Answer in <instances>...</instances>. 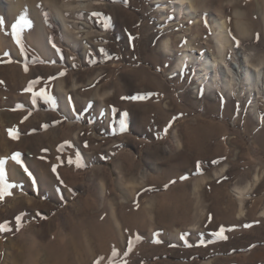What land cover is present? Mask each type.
<instances>
[{"label": "rangeland", "instance_id": "374dc122", "mask_svg": "<svg viewBox=\"0 0 264 264\" xmlns=\"http://www.w3.org/2000/svg\"><path fill=\"white\" fill-rule=\"evenodd\" d=\"M2 2L0 264H264L263 84L253 101L195 69L221 18L225 59L262 72L264 0H56L66 27Z\"/></svg>", "mask_w": 264, "mask_h": 264}, {"label": "bare ground", "instance_id": "6f19581e", "mask_svg": "<svg viewBox=\"0 0 264 264\" xmlns=\"http://www.w3.org/2000/svg\"><path fill=\"white\" fill-rule=\"evenodd\" d=\"M3 0H0V3ZM44 2L49 3L51 6H53L58 14V16L61 18V22L64 27H66V23L64 19L62 18L60 11L58 9L60 7L57 6L56 0H19V3L17 4V9L15 12H25L31 14L32 18L37 19L38 14L36 13V9L44 4ZM177 5V11L178 13H192L193 10V4L191 0H176ZM63 5V4H62ZM64 8L68 7L72 9L74 6L71 4L65 3ZM9 10V9H7ZM8 12V11H7ZM38 20V19H37ZM215 25L217 26V30L215 32V39H216V46H217V53L219 55V59L215 60L214 58L208 57L206 55H202L197 58V61L195 62V69L197 73V78L204 84H206L207 88H220L221 90H227L228 93L235 92L238 93V96H241L240 92L244 91V88H247V92L249 96L253 95V101H255V91H258V93H261V88L257 90V87H259L258 82L261 80L264 88V70L261 72L259 68H256V66L252 67L250 64V58L246 55L244 59L242 57L237 56V51L235 50V47H231L232 50V57L230 59H225L227 46L229 44V35L227 32L226 24L223 19L221 18H215L214 21ZM40 31V30H39ZM43 41H44V48L49 51L52 50L49 38L44 34L43 30ZM62 38L65 42L70 41V34L68 31L62 30ZM35 38H32V41ZM37 40V39H36ZM39 40V39H38ZM37 46L40 45L39 42H36ZM42 46V45H41ZM40 47V46H39ZM190 57L189 54H185L178 62L176 69L180 70L183 67L184 60L188 59ZM236 63L234 66L233 63ZM260 79V80H259ZM260 82V83H261ZM61 85V84H60ZM262 88V89H263ZM264 92V91H263ZM256 104V102H255ZM63 110L68 115L69 118L73 116V112L70 109L69 103L67 101V98H64L63 101ZM201 127H197L198 131L201 130ZM206 136L208 138H212V129H207ZM201 141V140H200ZM201 144L199 142L198 146ZM199 150V148H198ZM204 150L203 147H200V151Z\"/></svg>", "mask_w": 264, "mask_h": 264}, {"label": "snow or ice", "instance_id": "6c2138e0", "mask_svg": "<svg viewBox=\"0 0 264 264\" xmlns=\"http://www.w3.org/2000/svg\"><path fill=\"white\" fill-rule=\"evenodd\" d=\"M124 2L127 3V0H124ZM93 15L98 16V15H100V14H99V13H93ZM19 22L22 23V24H26V25L30 23V22H29L26 18H24V17H21ZM3 23H4L3 19L0 18V25H3ZM12 27H13L14 30L16 29V25H13ZM14 38H15V31H14ZM17 43H19V40H17ZM53 47H55V45H53ZM62 74H63V73H62ZM38 94H39V95H43V90H41V93H38ZM46 98H47V99H50V97H46ZM121 128H122V130H123V128H124L123 121L121 122ZM16 158H17L16 156L13 157V159H16ZM25 171L27 172V169H25ZM53 171H55V168H53ZM29 175H31V174L29 173ZM3 176H4V172H3L2 170H0V179H2ZM3 194H4L3 191L0 190V197H2ZM17 220H19V217H17ZM4 229H5V225H0V230H4ZM223 231H224V229L221 228L220 232L216 233V235H217L219 238H221V239H227V237L223 235ZM114 254H115V251H114Z\"/></svg>", "mask_w": 264, "mask_h": 264}]
</instances>
